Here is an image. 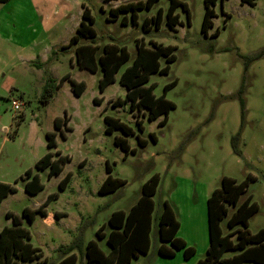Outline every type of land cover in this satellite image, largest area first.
Wrapping results in <instances>:
<instances>
[{"label":"rangeland","instance_id":"obj_1","mask_svg":"<svg viewBox=\"0 0 264 264\" xmlns=\"http://www.w3.org/2000/svg\"><path fill=\"white\" fill-rule=\"evenodd\" d=\"M140 1L146 2L9 0L0 4V183L15 188L0 202V230L12 224L6 213L21 217L25 208H43L44 217L35 213L31 223L22 219V225L47 264H56L62 258L58 249L73 243L80 246L72 251L75 264H88L84 251L89 241L108 253L105 238L98 239L96 232L103 227L108 234L111 213L128 211L140 197L142 184L153 174L159 175L160 182L152 196L150 246L146 255L132 259L131 264H195L203 259L208 247L206 200L220 187L223 176L237 182L247 174L254 177L240 202L251 196L258 206L248 221L249 232L264 228V0H254L252 7L239 0H216L212 6L215 16L205 34L201 31L204 0H178L186 10L176 8L180 23L174 30L165 23L169 0H157L149 9H138L135 21L131 12L118 13L115 18L109 14L111 8ZM82 6L94 20L96 55L111 44L124 47L129 55L114 82L102 92L98 88L99 67L90 73L80 70L76 62L77 46L89 40L81 39L62 49L76 33ZM159 10L158 26L143 28V21L155 18ZM226 15L229 17L225 20ZM216 30L218 35L211 37ZM150 41L174 47L168 74L150 75L147 86L154 85L153 94L160 97L163 88L174 81L165 98L175 107L163 126L157 125L162 117L149 121L147 111L141 110L138 116L143 132H139L129 106L113 107L112 103L125 98L126 91L118 80L132 64L136 45L151 48ZM239 55L254 59L245 67ZM158 62L161 68L166 65L164 58ZM47 78L62 82L44 104L41 94ZM68 78L85 84L81 96L72 94ZM241 86L243 108L238 96ZM94 98H100V104H93ZM14 101L21 103L19 111L13 110ZM64 116L68 122L61 136L53 120ZM104 116L118 118L135 135L124 136L118 130L105 134ZM47 132H56L54 148L46 146ZM238 132L241 156L231 147V138ZM150 134L156 138L155 143ZM136 135L146 140L144 147L138 146ZM116 137H124L135 152L125 155L114 144ZM49 152L53 157L59 152L69 161L51 178L47 177L48 169L38 171L43 189L28 195L21 178L27 170L36 173V162ZM106 164L111 168L110 175L125 184L113 193L98 195L107 175ZM67 174L69 181L61 191L58 184ZM54 194L57 197L46 202ZM164 201L181 223L180 235L195 249L189 260H183L180 250L171 258L157 253V217ZM232 211L229 208V213ZM226 219L220 223L224 233Z\"/></svg>","mask_w":264,"mask_h":264},{"label":"trees","instance_id":"obj_2","mask_svg":"<svg viewBox=\"0 0 264 264\" xmlns=\"http://www.w3.org/2000/svg\"><path fill=\"white\" fill-rule=\"evenodd\" d=\"M9 0H0V4L7 3ZM109 1V0H106ZM157 0H146V2L127 3L119 5L109 10L112 17H117L118 13L131 12L133 21L136 19V11L142 8H151ZM223 0H221L222 2ZM241 4L254 6V0H239ZM216 0H204V15L201 24V31L205 34L211 27V19L215 16L212 6ZM181 6L186 10L183 3L178 0H169V7L166 13V25L174 30L180 23L175 10ZM161 10L157 16L143 21V28L154 24L156 27L161 21ZM226 15V19H228ZM189 21V14L187 13ZM94 20L90 15L88 8L82 6L81 20L76 29V33L70 37L68 43L62 47L66 49L77 44L81 39L89 40L88 44L79 45L75 50L76 62L80 70H86L94 73L98 67L101 70V78L98 82L99 91L102 92L109 84L115 80V74L121 66L125 64L129 55L124 47H118L114 44L105 45L102 52L96 55L98 46L95 45V31L92 27ZM147 27V28H148ZM216 30L211 37H216ZM151 48H146L143 44L136 45V56L130 66L125 68L119 76V84L125 89V98L116 100L112 103L113 107L128 105L129 111L133 114L135 124L139 132H143L142 120L139 119L138 113L141 110L147 111V119L149 121L162 119L157 123L163 126L167 122V116L170 110L174 109V104L165 98L168 89L174 86L172 81L163 88V94L155 97L153 94L154 85H148L149 76L152 74H168L169 64L174 61L172 46H163L150 41ZM239 57L245 60L247 65L254 57ZM165 59L166 65L161 68L158 60ZM256 58V57H255ZM72 94L76 97L82 95L85 84L68 78ZM51 78H47L41 94V101L46 104L54 94L55 90L61 85ZM242 86L238 91L241 107L243 108ZM100 98H94L93 104H100ZM243 117V114H242ZM105 134H112L114 131H120L124 136L135 135L132 128L121 122L118 118L104 116ZM68 119L54 118L53 127L55 131L63 136L62 128L67 125ZM56 132H47L45 134L47 148H54ZM239 132L231 138V147L233 152L241 156L237 149V141ZM150 139L155 143L156 138L150 134ZM137 144L140 147L146 145V140L136 135ZM114 144L119 147L125 155L134 153V149H130L127 140L124 137H116ZM45 154L35 164L36 173L31 170L25 172V177L21 178L24 182V191L28 195H35L43 189L40 182L38 171L48 169L47 177L51 178L60 174L63 166L69 161L67 156L60 155L59 152ZM106 177L97 190L98 195H106L115 192L118 188L125 184V181L114 178L110 175L111 168L108 164L105 166ZM70 175L67 174L59 182V190H64L69 181ZM254 177L247 174L242 182L223 176L220 180V187L211 192L206 200V219L208 229V247L205 257L198 260L195 264H264V228L259 229L256 233L251 234L248 227L249 219L256 214L258 206L251 200V196H247L240 202V198L246 193L248 183L253 181ZM160 178L158 174H153L141 186V195L128 211H114L108 218L107 224L110 229L105 234L101 227L96 232L98 239L105 238V242L109 247V252L104 253L97 246L95 241H89L85 247L84 255L88 264H131L132 259L138 258L139 255H146L150 246V231L152 223V213L154 210V202L152 196L156 193ZM15 188L11 185L0 183V202L10 193H14ZM57 195H50L46 202L56 198ZM229 208L233 211L229 213ZM35 213L45 216L43 208L31 210L25 208L22 210L21 217L6 213V218H11L10 226H3L0 230V264H47V259L43 257L42 252L30 243V233L23 227L22 219L31 223ZM225 229L221 228L220 223L224 219ZM179 222L176 219L173 209L164 201L161 213L157 217V238L159 245L157 253L161 257L171 258L175 255V251L182 252L184 261L189 260L194 254L195 249L187 244L179 237L177 232ZM80 248L79 244L73 243L68 246H61L58 251L61 252L62 258L56 264H75L76 257L72 253L75 249ZM226 253H232L231 256L225 257Z\"/></svg>","mask_w":264,"mask_h":264},{"label":"crops","instance_id":"obj_3","mask_svg":"<svg viewBox=\"0 0 264 264\" xmlns=\"http://www.w3.org/2000/svg\"><path fill=\"white\" fill-rule=\"evenodd\" d=\"M35 57V56H34ZM37 58L38 57H35V60H37ZM33 59V58H32ZM31 61V60H30ZM37 65L39 66V67H41L40 65H41V63L40 62H38L37 63ZM38 67V68H39ZM170 206V205H169ZM50 216H48V218H49ZM179 222V221H178ZM180 232H181V223L179 222V229H178V232H177V237H179V238H181L186 244H187V246H189L190 245V241H188L183 235H180ZM192 247V246H191Z\"/></svg>","mask_w":264,"mask_h":264},{"label":"built area","instance_id":"obj_4","mask_svg":"<svg viewBox=\"0 0 264 264\" xmlns=\"http://www.w3.org/2000/svg\"><path fill=\"white\" fill-rule=\"evenodd\" d=\"M12 105H13V110H14V111H19V110H20L21 103H20L19 101H14V102L12 103Z\"/></svg>","mask_w":264,"mask_h":264}]
</instances>
